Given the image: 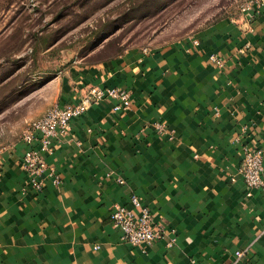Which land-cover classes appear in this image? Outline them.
Returning a JSON list of instances; mask_svg holds the SVG:
<instances>
[{
  "label": "crops",
  "instance_id": "1",
  "mask_svg": "<svg viewBox=\"0 0 264 264\" xmlns=\"http://www.w3.org/2000/svg\"><path fill=\"white\" fill-rule=\"evenodd\" d=\"M100 57L27 86L12 103L24 106L14 112L21 136L92 85L131 99L127 110L106 100L73 118L43 153L59 182L45 179L40 190L21 167L31 146L19 137L0 148V264H232L237 250L239 264H264V190L249 189L239 172L243 125L264 152V5L250 24L221 17L164 46ZM133 194L155 223L175 229L171 248L166 237L133 246L112 226L113 204L130 206Z\"/></svg>",
  "mask_w": 264,
  "mask_h": 264
},
{
  "label": "rangeland",
  "instance_id": "2",
  "mask_svg": "<svg viewBox=\"0 0 264 264\" xmlns=\"http://www.w3.org/2000/svg\"><path fill=\"white\" fill-rule=\"evenodd\" d=\"M247 1L0 0V80L21 71L0 88V148L20 137L14 112L24 106L12 103L27 86L125 48L190 37L218 18L238 17Z\"/></svg>",
  "mask_w": 264,
  "mask_h": 264
},
{
  "label": "built area",
  "instance_id": "3",
  "mask_svg": "<svg viewBox=\"0 0 264 264\" xmlns=\"http://www.w3.org/2000/svg\"><path fill=\"white\" fill-rule=\"evenodd\" d=\"M261 5H264V0L247 1L241 5L240 14L235 18H240L242 23L250 24ZM209 61L217 66L223 65V61L216 55H210ZM106 100L113 101L111 107L113 111L127 110L131 107L130 95L125 89L117 86L92 85L76 102L52 105L41 116L27 122L20 139L31 148L23 151L21 167L33 189H42L45 179L53 183L59 182V177L43 158L44 152L50 153L52 150V139L67 136L73 118L83 115L91 105ZM218 113V110H215L213 115L217 116ZM154 129L158 132L165 131L158 123L154 124ZM240 129L243 134L241 137L245 136L239 146L240 175L249 189L264 190L263 149L253 135H245L248 132L246 125ZM129 204L130 206L114 203L110 212L111 224L121 231L123 241L144 249L166 237V246L171 248L175 242V229L155 223L149 208L143 205L136 195L129 197ZM234 254L236 260L232 264H239V259L245 251L237 250Z\"/></svg>",
  "mask_w": 264,
  "mask_h": 264
}]
</instances>
